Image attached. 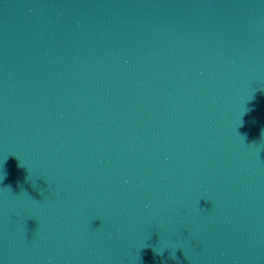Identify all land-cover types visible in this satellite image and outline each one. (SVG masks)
Segmentation results:
<instances>
[{"label":"water","instance_id":"water-1","mask_svg":"<svg viewBox=\"0 0 264 264\" xmlns=\"http://www.w3.org/2000/svg\"><path fill=\"white\" fill-rule=\"evenodd\" d=\"M0 264H264V0H0Z\"/></svg>","mask_w":264,"mask_h":264}]
</instances>
